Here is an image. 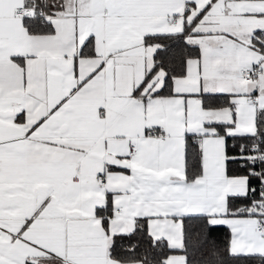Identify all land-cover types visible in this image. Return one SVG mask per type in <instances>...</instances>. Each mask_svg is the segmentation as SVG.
<instances>
[{"label": "snow or ice", "instance_id": "snow-or-ice-1", "mask_svg": "<svg viewBox=\"0 0 264 264\" xmlns=\"http://www.w3.org/2000/svg\"><path fill=\"white\" fill-rule=\"evenodd\" d=\"M0 264H264V0H0Z\"/></svg>", "mask_w": 264, "mask_h": 264}]
</instances>
